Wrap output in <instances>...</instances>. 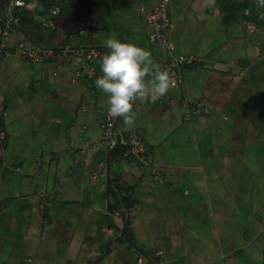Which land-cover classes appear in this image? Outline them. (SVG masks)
Segmentation results:
<instances>
[{
  "label": "crops",
  "instance_id": "1",
  "mask_svg": "<svg viewBox=\"0 0 264 264\" xmlns=\"http://www.w3.org/2000/svg\"><path fill=\"white\" fill-rule=\"evenodd\" d=\"M26 1L31 10L0 0V16H18L9 47L21 38L106 47L115 36L157 64L164 58L143 17L157 0H60L53 28L41 24L52 0ZM257 10V0L169 1L168 37L199 62L183 69L179 89L136 101L133 127L118 119L121 132L140 131L162 182L122 148L90 146L106 110L95 86L100 60L88 78L71 56L35 64L14 50L0 55V264H137V252L139 264H264V23L252 33L242 25ZM182 95L208 112L185 119ZM108 184L124 234L105 240L103 227L121 225Z\"/></svg>",
  "mask_w": 264,
  "mask_h": 264
},
{
  "label": "built area",
  "instance_id": "2",
  "mask_svg": "<svg viewBox=\"0 0 264 264\" xmlns=\"http://www.w3.org/2000/svg\"><path fill=\"white\" fill-rule=\"evenodd\" d=\"M169 1L170 0H157L150 10L144 12L143 17L148 27L147 40L156 45L164 54V58L159 65L161 68L167 69L172 75L175 81V87L173 89H179L182 83L183 69L194 66L199 62V59L193 55L178 53L175 50L173 42L168 37L167 32L172 27V22L168 15ZM240 1L242 2L243 0ZM34 5L35 3L33 1L8 0V6L19 9L31 10ZM59 11L60 0H52L47 9L48 17L45 18L41 24L51 28L55 27ZM242 11L245 15H250L248 9L244 8ZM17 21L18 16L12 11L0 16V55L9 56L14 50L22 59L35 64L41 63L54 56H71L85 67L86 76L89 78L93 75V63L100 60L101 57L108 52L107 47L102 46L71 47L69 45H63L58 48H42L34 45L26 46L23 38L18 40L14 47H9L5 44V40L15 28ZM256 21L264 23V11L257 10L254 18L243 19L242 25L248 33H252L255 30ZM179 105L185 110V119L193 115L208 112L207 107L201 105L197 101L188 99L185 95L180 96ZM1 110L2 108L0 107V111ZM118 119L119 117L113 118L108 116L105 110L100 126V137L96 142L90 143V146L98 147L99 145H103L108 151L120 147L122 148L120 152L122 158L132 159L141 167H147L151 173L152 179L157 182H162V171L157 164L151 163L147 158L140 131L132 129L124 133L121 132L118 128ZM4 136L5 133L0 130V142L3 140ZM106 165V161L99 162V166L102 169L99 175L105 178L107 177ZM104 183L102 186H105ZM46 204L47 202H42V205ZM109 213L116 217L121 225L116 231L108 227H103L101 229V234L105 240L113 239L124 234L122 209L119 203H114ZM144 257V253L137 252L136 263L139 264Z\"/></svg>",
  "mask_w": 264,
  "mask_h": 264
},
{
  "label": "clouds",
  "instance_id": "3",
  "mask_svg": "<svg viewBox=\"0 0 264 264\" xmlns=\"http://www.w3.org/2000/svg\"><path fill=\"white\" fill-rule=\"evenodd\" d=\"M257 4L264 8V0H257ZM104 44L108 52L100 59L102 75L95 86L107 96V115L122 118L130 128L135 124L134 103L155 102L175 87V81L148 50L115 36L107 37Z\"/></svg>",
  "mask_w": 264,
  "mask_h": 264
},
{
  "label": "trees",
  "instance_id": "4",
  "mask_svg": "<svg viewBox=\"0 0 264 264\" xmlns=\"http://www.w3.org/2000/svg\"><path fill=\"white\" fill-rule=\"evenodd\" d=\"M106 192L110 193V195L112 196L113 204L118 203L117 196L115 195L114 185L108 184V188H107Z\"/></svg>",
  "mask_w": 264,
  "mask_h": 264
}]
</instances>
